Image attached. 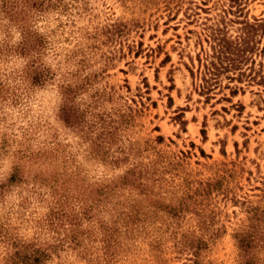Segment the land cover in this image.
I'll return each instance as SVG.
<instances>
[{"label":"rangeland","instance_id":"1","mask_svg":"<svg viewBox=\"0 0 264 264\" xmlns=\"http://www.w3.org/2000/svg\"><path fill=\"white\" fill-rule=\"evenodd\" d=\"M5 172L0 264H264V0H0Z\"/></svg>","mask_w":264,"mask_h":264},{"label":"snow or ice","instance_id":"2","mask_svg":"<svg viewBox=\"0 0 264 264\" xmlns=\"http://www.w3.org/2000/svg\"><path fill=\"white\" fill-rule=\"evenodd\" d=\"M0 179L6 180L7 179V173L5 172L4 175H3V177H0Z\"/></svg>","mask_w":264,"mask_h":264},{"label":"trees","instance_id":"3","mask_svg":"<svg viewBox=\"0 0 264 264\" xmlns=\"http://www.w3.org/2000/svg\"><path fill=\"white\" fill-rule=\"evenodd\" d=\"M211 72V71H210ZM210 74H214L215 75V73L214 72H211ZM209 79H212V78H209ZM208 82V81H207Z\"/></svg>","mask_w":264,"mask_h":264}]
</instances>
